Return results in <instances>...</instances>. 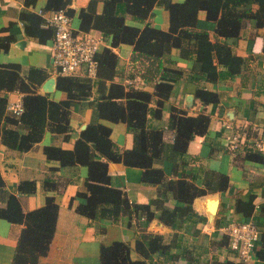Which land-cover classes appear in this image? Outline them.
<instances>
[{
  "label": "trees",
  "instance_id": "trees-1",
  "mask_svg": "<svg viewBox=\"0 0 264 264\" xmlns=\"http://www.w3.org/2000/svg\"><path fill=\"white\" fill-rule=\"evenodd\" d=\"M102 9L97 12V3ZM36 0H25L20 13L25 35L46 42L52 37L53 29L42 26L43 18L29 8ZM72 0H45V11L65 9L71 17ZM155 6H162L168 12L166 30L152 26L150 19ZM199 11L205 18L215 23L214 40L205 29L196 27ZM78 30L82 32H101L110 37V47H103L97 53L98 67L95 79L73 76H56V88L66 93V99L54 101L38 88L48 77L45 70L31 67L25 76L21 75L16 63L0 65L7 68L8 75H0V92L18 91L22 94L23 112L15 116L7 110L5 95L0 96V138L4 145L21 152L30 150L37 144L45 130L63 134L70 131V106L75 101H83L90 96L95 85L97 97L92 100L97 119L108 123L123 122L132 133L134 145L122 152L114 150L110 138L111 128L99 121L90 122L80 132L72 149L56 146L43 148L48 160L57 161L60 167L85 165L87 176L84 182L86 202L75 207L76 213L88 219L117 220L124 215L143 214L152 219L151 204L160 211L157 217L172 224L176 216L191 211L195 197L224 191L228 178L224 174L210 172L203 187H198L186 178L167 179L162 167L165 143L163 130L149 125L150 116H160L165 101L170 97L176 81L184 76V71L166 58L176 51L182 58L193 59V71L205 81L216 82L223 75L234 76L241 72L244 58L235 54L226 40L239 37L241 30L251 22L255 27L264 25V0H89L85 8L77 12ZM130 17L142 27L129 25ZM12 36L0 37V49L6 51ZM120 44L132 46L130 67L145 83H153L150 93L130 85L127 90L114 82L117 55L112 50ZM197 79L195 75L192 77ZM195 96L203 105L218 102L217 93L197 88ZM155 100L156 107L150 106ZM210 118L204 112L189 115L187 110L172 107L166 128L173 133L172 154L174 162L187 155V146L196 135L208 131ZM258 154V153H257ZM255 158L256 154H246ZM107 161L122 162L126 166L142 170L141 182L157 185L163 191H171L175 199L183 203L172 209L160 206L158 199L151 204H138L129 201L124 192L110 184ZM18 193L13 194L5 188L0 174V218L22 226L17 239L13 264H37L46 255L55 231L58 205L53 197H47L43 206L24 212L18 195L33 194L34 181H21ZM158 197V196H157ZM235 210L248 217L253 209L252 200L236 201ZM167 246L157 235L142 234L134 242V249L141 256L132 259L130 246L123 241H113L100 245L101 264H147V259L156 251L166 253Z\"/></svg>",
  "mask_w": 264,
  "mask_h": 264
},
{
  "label": "crops",
  "instance_id": "crops-1",
  "mask_svg": "<svg viewBox=\"0 0 264 264\" xmlns=\"http://www.w3.org/2000/svg\"><path fill=\"white\" fill-rule=\"evenodd\" d=\"M88 1L72 0V20L76 18L78 24L75 29L79 27L77 12L85 8ZM44 4L45 0H36L29 9L36 12ZM24 9H28L25 0H0V37H13L6 51L0 49V65L16 63L20 66L22 76L31 67L45 70L48 77L38 88V93L54 101L64 100L66 93L56 88L51 38L41 42L25 35L20 19ZM101 9L102 2L99 1L96 10L100 12ZM129 22L139 27L144 25ZM150 22L152 26L166 30L168 12L162 6H155ZM196 27L207 30L214 40L215 23L205 18L204 11L198 12ZM94 33L102 38L103 47H110V37H105L99 31ZM226 42L235 54L244 58V65L239 74L223 75L216 82L205 81L200 75L194 74L192 58H182L176 51L166 56L173 66L184 71V76L174 83L160 116L149 117L150 126L163 130L165 154L158 166L163 168L167 179L183 177L198 187L204 186L210 172L224 174L228 178L224 191L195 197L191 202L192 210L176 216L172 224L157 217L160 211L151 204L152 200L158 199L160 206L168 209L183 206V203L175 199L171 191H163L164 188L157 185L143 184L142 170L122 162L107 161L110 184L122 190L132 203H150V210L154 213L152 219L138 214L124 215L115 221L101 218L91 220L76 213L75 207L86 202L85 196L79 193L85 191L87 167L78 164L60 167L57 161L46 158L43 148L56 146L72 149L80 132L94 121L111 128L110 138L115 151L122 152L134 145L133 135L125 123H108L97 119L91 103L98 95L95 85L87 99L75 101L70 106V131L67 137L45 130L41 140L26 152L7 147L0 138V174L5 188L17 194L21 181H34L36 185L33 194L18 195L22 210L27 212L43 206L47 197H53L58 205L55 231L48 251L37 264H101L100 245L113 241L128 243L130 258L140 259L141 256L134 249V242L142 234L157 235L168 247L166 253H153L147 259V264H264V160L249 144L235 148L230 144V137L237 128L246 129L252 137L264 136V25L255 27L249 22L238 38ZM112 50L117 55L114 82L123 85L125 90L133 85L151 93L154 84L145 83L132 74L129 61L132 46L120 44ZM8 71L0 66V75L7 76ZM194 75L198 78L193 79ZM73 77L86 76L83 70H79ZM49 79L52 82H48ZM197 88L216 92L218 102L203 105L195 96ZM2 95H5L8 103L20 99L16 91L0 92ZM150 106L156 107L155 100ZM172 107L185 109L189 115L204 111L210 118L207 133L194 136L188 143L187 155L176 159V162L171 148L173 133L166 128ZM249 153L258 155V159L247 157ZM249 199L252 200L253 209L245 217L234 206L236 201L245 202ZM3 205L0 202V206ZM247 219L256 224L260 240L251 260L242 262L229 248L223 229L232 222ZM21 228L20 224L0 218V264H13Z\"/></svg>",
  "mask_w": 264,
  "mask_h": 264
},
{
  "label": "built area",
  "instance_id": "built-area-1",
  "mask_svg": "<svg viewBox=\"0 0 264 264\" xmlns=\"http://www.w3.org/2000/svg\"><path fill=\"white\" fill-rule=\"evenodd\" d=\"M36 13L43 18L42 26L51 27V49L53 57L54 74L57 76H74L79 70L89 79H95L97 74V53L103 47L100 36L94 32H82L72 27V17L65 9L45 11L37 9ZM20 99L7 103V110L18 116L23 112L22 94ZM232 147L241 144L258 152L264 160V136H251L246 129L237 128L230 137ZM228 239L229 248L234 251L239 260L249 262L252 253L258 244L259 231L251 219L232 222L223 229Z\"/></svg>",
  "mask_w": 264,
  "mask_h": 264
},
{
  "label": "rangeland",
  "instance_id": "rangeland-1",
  "mask_svg": "<svg viewBox=\"0 0 264 264\" xmlns=\"http://www.w3.org/2000/svg\"><path fill=\"white\" fill-rule=\"evenodd\" d=\"M127 19H129L131 22L132 21H134L133 19H131L130 17H128ZM129 20H126V22L129 24V25H135L136 26V24H131L130 22H129ZM134 22H136V21H134ZM76 26H78V24H77V21H76V18H73V21H72V27L73 28H76Z\"/></svg>",
  "mask_w": 264,
  "mask_h": 264
},
{
  "label": "water",
  "instance_id": "water-1",
  "mask_svg": "<svg viewBox=\"0 0 264 264\" xmlns=\"http://www.w3.org/2000/svg\"><path fill=\"white\" fill-rule=\"evenodd\" d=\"M48 82H52V79H49Z\"/></svg>",
  "mask_w": 264,
  "mask_h": 264
}]
</instances>
